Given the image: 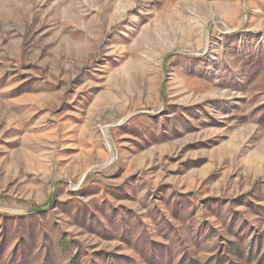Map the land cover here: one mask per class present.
<instances>
[{
	"label": "rangeland",
	"instance_id": "obj_1",
	"mask_svg": "<svg viewBox=\"0 0 264 264\" xmlns=\"http://www.w3.org/2000/svg\"><path fill=\"white\" fill-rule=\"evenodd\" d=\"M0 264H264V0H0Z\"/></svg>",
	"mask_w": 264,
	"mask_h": 264
}]
</instances>
